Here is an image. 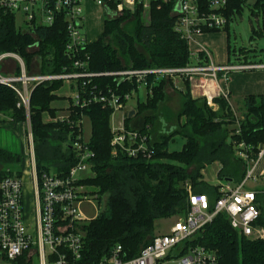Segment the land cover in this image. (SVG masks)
<instances>
[{
  "label": "trees",
  "instance_id": "16d2710c",
  "mask_svg": "<svg viewBox=\"0 0 264 264\" xmlns=\"http://www.w3.org/2000/svg\"><path fill=\"white\" fill-rule=\"evenodd\" d=\"M229 0L224 16L228 40V24L247 8L253 18L260 22L252 29L250 40L264 38V0ZM115 0H107V12L116 7ZM175 4L162 0H150L146 11L136 6L133 13L122 12L116 17H105L102 33L94 42L85 44L80 59L87 62L89 73H109L125 68L180 69L190 62L188 42L175 32ZM65 18L55 16L50 28L33 25L29 32L15 26L11 13L0 10V54H16L24 63L26 73L31 74L34 58L39 60L37 74H67L72 71V61L64 56L67 32ZM219 30L203 34L219 33ZM31 47H37L30 52ZM244 54V49H239ZM227 55H234L229 48ZM201 56V55H200ZM64 70V71H63ZM18 74V69H16ZM164 82L154 85L144 102L136 105V117H126L124 130L146 135L151 157L137 155L135 158L118 152L111 155L112 132L110 118L112 110L101 104H91L82 110L68 107L67 120L55 117L56 108L51 105L62 99L58 95L62 82L53 81L36 86L29 98V127L37 174H66L75 162L72 141L81 135L75 123L86 116L90 123L87 141L92 153L90 168L92 176L79 183L91 189V196L99 201L106 196L105 208L84 226V246L80 264H97L119 245L121 256L135 257L153 239L154 223L173 216L184 217L188 211L186 186L192 194H205L210 208L218 197L217 185L205 183L202 170L217 163V181L239 184L246 174V162L254 161L258 148L264 145V96H244L234 105L240 116L229 104V99L214 98L216 109L206 105L205 99H193L190 86L185 80L179 93L180 109L175 122L167 127L170 115L161 113L167 102ZM84 88L85 94L113 90L124 94L134 86L116 84L113 78L95 77ZM80 91V83L71 84ZM96 88L95 91L92 89ZM70 102L68 97L67 102ZM17 97L12 90L0 85V115L11 123L26 121L23 109H18ZM173 117V116H172ZM46 118V119H45ZM49 118V119H47ZM139 118L137 122L136 119ZM183 120L182 122H180ZM3 120L0 119V124ZM168 128V129H167ZM183 141L179 151L170 150L174 138ZM239 144L244 146L238 149ZM247 155L244 161L240 151ZM21 156L0 147V166L21 162ZM17 171L11 174L0 170V181L7 177L21 176ZM260 214L255 226L264 228V189L256 195ZM215 251L217 264H264V241H252L240 237L229 225L228 217L218 214L193 240Z\"/></svg>",
  "mask_w": 264,
  "mask_h": 264
},
{
  "label": "built area",
  "instance_id": "2783aa9c",
  "mask_svg": "<svg viewBox=\"0 0 264 264\" xmlns=\"http://www.w3.org/2000/svg\"><path fill=\"white\" fill-rule=\"evenodd\" d=\"M87 0H0V10L13 15L19 14L22 24L29 32L33 25L50 28L55 16L65 18L67 41L64 56L72 61V71L67 74L27 75L24 64L14 55H0V85L12 90L17 97L18 109H23L27 116L29 97L34 87L42 83L67 80L74 85L80 83V91L74 90L70 102L72 107L82 110L89 105L101 104L104 108L119 111L122 103L143 90L145 98L151 94L154 85L159 82L170 83L180 89L177 82L187 80L197 81L201 88V96L206 105L216 109L214 98L228 100L227 92L220 83L227 81L232 72H264V63H237L236 65H215L209 53L204 49L194 55V62H189L180 69L125 68L109 73H89L86 71L87 62L80 59L81 52L87 44L83 26V5ZM96 6L106 9L107 0H89ZM117 11H108L107 15L116 17L122 12L133 13L136 6L148 10L150 0H115ZM163 2L179 3V11H174L176 23L175 32L190 43L194 36L205 31L219 30L225 27L227 19L224 10L229 0H162ZM118 12V13H117ZM10 57L16 58L20 72L4 71V63ZM64 71V70H63ZM111 77L116 84L134 86L130 92L118 94L113 90L85 94L86 84L95 77ZM96 88L92 90L95 91ZM82 119V117H81ZM81 119L74 125L80 128ZM59 121L67 118H57ZM29 122V121H28ZM111 155L122 152L125 156L135 158L137 155L149 159L151 152L146 142L147 136L136 131L124 130L123 125L111 127ZM30 144L25 158L24 171L21 176L7 177L0 181V264H80L83 250L84 229L89 222L78 208L80 204L90 202L87 190L79 183L93 174L90 168L92 153L87 142L77 135L72 141L75 162L64 175L54 173L37 174L31 141V131L28 125ZM244 146L239 144L238 149ZM254 161L247 160L242 150L239 153L246 162V174L241 183L234 186L228 181H217L218 199L213 207L205 194H192L191 187L186 186L188 211L184 217L176 219L167 233L157 234L151 242L143 247L135 257L126 259L121 256V247L115 246L107 256L97 264H217L218 255L215 251L193 242L202 229L213 221L218 214L228 217L229 225L240 237L252 241H264V228L256 225L259 210L256 204L257 190L247 187V181L255 182L253 172L257 163L264 158V145L257 151ZM29 169V171L27 170ZM24 178H28L32 222L29 223L25 214ZM92 220V219H91Z\"/></svg>",
  "mask_w": 264,
  "mask_h": 264
},
{
  "label": "rangeland",
  "instance_id": "374dc122",
  "mask_svg": "<svg viewBox=\"0 0 264 264\" xmlns=\"http://www.w3.org/2000/svg\"><path fill=\"white\" fill-rule=\"evenodd\" d=\"M249 2H252V0ZM102 9L104 10V8H102ZM113 10L117 11V7H115ZM144 11H145V13L143 15L145 16L144 17L145 20H147V13H146L147 10H144ZM104 12H105V10H104ZM83 16H84V10H83ZM105 16L108 17V15L106 13H105ZM14 18H15V26L17 28L28 29L24 24H22V18L20 17L19 14L14 15ZM259 22H260L259 18H257V19L253 18L249 14L248 9L244 8L242 11V14L240 16H236V18L228 24L229 48L232 51V53L234 54V55H230V57H229L230 64L236 65L237 63H242V62L250 63V64L251 63H264V38L263 37L262 38H253L252 40H250L252 29L256 30L258 28ZM98 24L100 25V21L98 22ZM99 25L97 26V29H98ZM87 27H89V24L88 25L86 24V20H85V16H84L82 31L84 32ZM222 31H224V30H222ZM222 31L219 33H222ZM94 37L91 36L90 34L88 36L89 39L94 38ZM239 49H244L245 53L239 54L238 53ZM36 50H37V47H31L29 49V51L32 53L35 52ZM2 54H8V53H2ZM2 54H0V55H2ZM10 54L18 57L16 54H13V53H10ZM10 54H8V55H10ZM33 60H34L33 69H32L31 74L39 75L40 73L37 74L38 73L39 60L37 58H34ZM20 61H22V60L20 59ZM18 64L19 63H18V61H16V58L10 57V59L6 60L4 65H3L4 71L13 70V72H16V69H18V73H19L20 68L18 66L15 67V70L13 69L14 68L13 65H18ZM24 68H25V65H24ZM26 74L31 75L29 73H26ZM104 78H110V77H104ZM184 81L185 80H183L181 82H177L176 85H178L180 89H176V88H174V85L167 83L168 85H171V88H168V92H167V95L169 94L168 95L169 100L165 103L163 108H161V113H165L167 115V117H168V115L171 116V118L168 121L169 124L167 125V127L170 128L169 131H173L171 126L175 122L174 118H175L176 112L180 109L181 99L179 98V93H181L183 90V82ZM58 82H62V87H61V90L59 91V93L63 92V94L66 95L67 98L68 97L71 98L72 93L68 90V88H69V83H71L72 81H69V79H67V80H61V81L58 80ZM49 83H52V82H49ZM188 84H189V86L191 85L189 82H188ZM196 86H198V84ZM34 88H33V90H34ZM198 88H199V86H198ZM33 90H32V92H33ZM73 91H74V89H73ZM199 91L201 93V88H199ZM199 95H200L199 98L202 99L201 94H199ZM190 96L195 97L194 93L193 94L190 93ZM144 99H145V92L143 90H140V91H138L137 94L132 95L128 99V101L123 102L122 103L123 108H121V110H119V111H114L111 114L109 124L112 126V128L113 127L115 128L119 125H123L125 118L128 117L129 113H131V112L134 114L131 118L136 117L137 101L143 102V101H145ZM64 101H65V99H59V100L54 101V103H52V107L53 108L56 107V109L58 110L56 112L55 117H57L59 119L60 118H68V107L71 104L68 101L66 108L61 109V107L65 106ZM230 104H231V101H230ZM231 106H232L233 111H235L237 118H239L240 114L238 111H236V107H235L233 102H232ZM28 114H29V110H28ZM28 114L26 116L25 112H24V117H26V121L24 123H21L22 130L20 132H22V133H19L17 135L15 133V129H12L13 130L12 132L10 130H7V129L6 130H4L3 128L0 129V147L6 149L7 151H9L12 154H16V155L21 156V160H23L22 163L16 162L13 164L1 165L0 170L8 171L11 174H13L17 171H20V172L24 171V169H25L24 162H25V158H27L26 155H24V154L28 151V149L30 147L29 146L30 138H29V131H28V125H29ZM47 119H49V118H47ZM136 121L138 122L139 118H137ZM182 121L183 120H181L180 122H182ZM111 126H110V128H111ZM79 127L81 130L80 136L82 137V141L87 142L89 139V136H90V129H89L90 123H89V119L86 116H82L81 124L79 125ZM31 141H32V138H31ZM174 141H175V143L170 145V150L179 151L183 145V141H181L177 136L174 138ZM216 167H217V165L215 163H212V165L207 166L204 168V170H202V178H203V181L205 183H208L210 185L215 184L214 182H215L216 170H217ZM27 170L29 171L28 168H27ZM232 185L236 186L237 184L233 183ZM23 187L25 188V201H24L26 203L25 204V214H26L28 222L31 223L32 222V210H31L30 195H29V192H28V194L26 192L27 191L26 189H29L28 188V178H24ZM247 187L249 189L254 190V191L255 190L261 191L264 189V182H262V181L253 182L251 180H248L247 181ZM84 188H86V190H87L86 196L90 202H85V203L80 204L78 210L84 218L91 220V219H94L98 214H100V212H102L104 210L105 203H106V200H105L106 196L100 197L99 201H97V200H95V197L91 196V194H90L91 189L87 188V187H83V189ZM175 219H176V217L173 216V217L168 218V219L157 220L153 225L154 235L167 233L170 226H171V223H173L175 221ZM1 264H6V263L3 262Z\"/></svg>",
  "mask_w": 264,
  "mask_h": 264
},
{
  "label": "crops",
  "instance_id": "0c3cea01",
  "mask_svg": "<svg viewBox=\"0 0 264 264\" xmlns=\"http://www.w3.org/2000/svg\"><path fill=\"white\" fill-rule=\"evenodd\" d=\"M84 10V16L86 20V24H89V27L86 28L84 31L85 38L87 43L94 42L98 38V36L102 33V27L105 16V12L102 8L96 6L93 2L87 0L85 1L83 5ZM100 21V25L98 22ZM99 25L98 29L97 26ZM22 29V28H21ZM89 34L91 36H95L94 38L89 39ZM204 48L210 55L211 61L215 65L223 66V65H233L230 64L229 55H227V49H228V40L226 32L222 31V33H208V34H200L194 36V39L192 42L188 43V49L190 54V62H194V55L199 54V50ZM201 57H203L202 54ZM197 81L191 82L190 84V93L195 95V97L191 96L193 99H198L200 97L199 94V88L196 86ZM220 83V86L223 88L224 91L227 92V95L229 97V104L231 101L235 103L238 99L244 98V96H264V72L262 71H256L253 70L251 72H232L228 74L227 81L224 83ZM71 84L69 83L68 90L72 93L73 88H71ZM168 88H171V85H168L165 87V94L167 95ZM58 95L62 97V99H65L64 103L65 106L61 107V109L66 108L67 106V96L63 94V92L59 93ZM169 95V94H168ZM167 95V99L169 100V96ZM145 100V99H144ZM167 100V101H168ZM144 102V101H143ZM139 103V101H137ZM230 104V105H231ZM52 107V105H51ZM53 108V107H52ZM56 108V107H54ZM53 108V109H54ZM0 119L3 120V123L0 124V129L4 130H10L15 129V133L18 135L22 130V125L20 124H14L13 122L9 120V118H6L4 116L0 115ZM111 126V125H110ZM112 127V126H111ZM26 152V151H25ZM29 152V151H27ZM27 152L24 155H27ZM216 167V173L219 170L218 164ZM253 176L255 178V181H262L264 182V158L260 160L257 165L255 166ZM217 182V179L215 178V184ZM214 185V184H213ZM28 188H29V181H28ZM27 194L29 192L30 194V188L26 189Z\"/></svg>",
  "mask_w": 264,
  "mask_h": 264
},
{
  "label": "water",
  "instance_id": "95a60500",
  "mask_svg": "<svg viewBox=\"0 0 264 264\" xmlns=\"http://www.w3.org/2000/svg\"><path fill=\"white\" fill-rule=\"evenodd\" d=\"M174 11H176V12L179 11V3L176 5ZM105 13L108 14V13H107V10H105ZM133 115H134V114H133L132 112L129 113L128 118H131ZM229 182H230V181H229Z\"/></svg>",
  "mask_w": 264,
  "mask_h": 264
}]
</instances>
